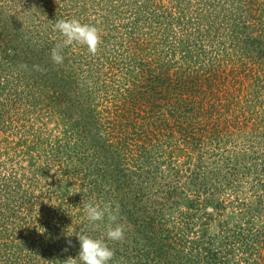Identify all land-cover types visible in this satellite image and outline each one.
I'll return each mask as SVG.
<instances>
[{
  "label": "rangeland",
  "instance_id": "rangeland-1",
  "mask_svg": "<svg viewBox=\"0 0 264 264\" xmlns=\"http://www.w3.org/2000/svg\"><path fill=\"white\" fill-rule=\"evenodd\" d=\"M73 18L99 29L96 55L64 46L55 23ZM163 38L192 52L184 59ZM53 80L59 94L42 87ZM120 199L125 236L114 242L83 203ZM53 206L73 225L58 231L71 246L32 247L28 237L59 216ZM183 220L194 222L189 236L248 231L264 253V0H0V242L14 241L0 244V264L6 252L17 264H64L82 231L150 257L177 245L164 235ZM136 260L147 263L126 257Z\"/></svg>",
  "mask_w": 264,
  "mask_h": 264
},
{
  "label": "trees",
  "instance_id": "trees-1",
  "mask_svg": "<svg viewBox=\"0 0 264 264\" xmlns=\"http://www.w3.org/2000/svg\"><path fill=\"white\" fill-rule=\"evenodd\" d=\"M94 2H100V0H93ZM120 2H123V0H119ZM117 5V4H115ZM114 5H111V8H113ZM157 34V33H156ZM157 36L160 37V35L157 34ZM158 38V37H156ZM168 42V43H166ZM181 41L180 40H176L174 39V41H167L164 38L162 39V44H170V45H174L178 46L180 45L179 50L181 48V51H185L182 55V57L185 55L184 59H186V57H188V54L192 52V48L188 47L187 45H182L179 44ZM182 45V46H181ZM195 49L198 52L201 51H206L204 49V45L197 47L194 46ZM131 49L133 48V46L130 47ZM175 52H173L174 54ZM159 56V55H158ZM143 60H139L138 64H137V70H138V75L139 72L141 73L142 71H144V65H143ZM216 69L211 68L209 71L210 76L212 74H215ZM146 72V70H145ZM135 88L137 89H141L140 85L137 81H135L134 83ZM42 87L46 88H51V90L55 89V80L51 81V83L49 84L48 82H44L42 81ZM134 88V89H135ZM35 89H36V84H35ZM217 89V88H216ZM157 91H155V94L157 95V98H161V96L163 95L161 93V91L159 89H155ZM54 91V90H53ZM136 91V90H135ZM133 91V92H135ZM167 93V98L170 97V93H172L170 90H164ZM55 94H59L58 93V89L57 91H54ZM142 92V91H141ZM165 95V93H164ZM163 95V96H164ZM204 96H208V92L204 93ZM164 102V101H161ZM204 104H206V101H204ZM171 105L169 106V110L172 112V108H170ZM206 107V105H205ZM169 111V112H170ZM170 112V113H171ZM209 118L211 120H214L215 114H209ZM187 141H190V138L192 137L188 131H187ZM155 135V133H154ZM197 138L192 137V140H195ZM133 147H135V149L139 150L141 147H146L143 146L142 144L139 145H133ZM146 153V152H145ZM191 170V169H190ZM189 170V172H190ZM112 175L113 172L111 171ZM191 173V172H190ZM15 181V180H13ZM18 180L15 181L16 184H18ZM208 188L205 189V191H207ZM118 201H114L112 203L113 208L115 209L116 205H118ZM124 202H120L119 204V213H118V220L122 221L123 218L125 219L124 215L126 214V212L123 209V204ZM57 209H59L58 207H54L52 208V213L55 214H59V216L54 217V218H50L48 220L47 217V223L45 224V226L41 225V234H39V237L34 238L33 236L28 237L29 239V245H31L32 247H37L36 243H38L39 245H41L44 241H49V243H45V246L43 247H51L54 245V243H60V242H66L68 243V241L70 240L72 242L73 240V235H67L64 239H63V234L59 235L58 231H60L61 233H65L68 232L70 226L73 227L72 223H65L64 220V216L65 213L62 211L57 213ZM146 209V208H145ZM66 217V216H65ZM193 221H176L175 225L168 227L166 229L167 234L164 236H167V240L168 241H174L175 243H177L176 246L172 245L170 242H167V245H169V247H167V249H164L160 252H158V254H154L153 256L150 257H143V253L145 252V250H138L139 248L136 247H132L131 244L130 245H117V247L111 246L110 248L114 250L115 255L113 257L112 260L118 262L119 264H128V262H126V257H130L133 258L135 256V253L137 252V255H139L140 257L144 258L145 262H147L146 264H264V253H262V251L257 250V248H254L253 244L255 242L254 238L249 237L248 235V231L246 233L242 232L240 234V237H236L233 241H231V239H226V234H223L224 231H221V234L216 237L215 234L211 233V234H206V232H201V234H192V235H188L189 231L190 233L192 230V224L190 226V223H192ZM149 223V221H148ZM194 223V222H193ZM13 227L16 228L18 227L20 230L23 229V226L17 225L14 221L13 223ZM201 225H204V223H201ZM244 228V227H243ZM242 228V230H243ZM43 230V232H42ZM193 231V230H192ZM194 236V237H193ZM230 236V234H229ZM216 237V238H215ZM67 238H70L67 241ZM64 240V241H63ZM236 244H238L236 247V249H238V254H234L235 252V248L233 247ZM0 244L2 246H12L14 244V241H2L0 242ZM174 246V247H173ZM1 247V246H0ZM26 248V246H24ZM25 248H22V250L20 252H22ZM31 248V247H30ZM118 248V249H117ZM132 248H134V250L136 252L133 253L131 252ZM7 249V248H6ZM55 252H57V248L55 247L52 248ZM53 251V252H54ZM36 252V251H35ZM47 253H51L52 250H47L45 251ZM53 252L51 253V255H53ZM19 253V252H18ZM61 256L66 255V253L63 251L58 252ZM7 254V257L4 258V260L2 261V264H5L8 262V264H17V260L19 261L18 257H14L15 253H1L2 255ZM21 254H26L25 253H21ZM50 255V256H51ZM14 257V258H12ZM30 258H33L30 257ZM28 259V258H27ZM16 261V262H15ZM263 261V263H262ZM37 259H36V264H37ZM20 262H18L19 264ZM23 264V263H20ZM50 264H57V262H54V259L50 260ZM135 264H142L141 262H138L136 260Z\"/></svg>",
  "mask_w": 264,
  "mask_h": 264
},
{
  "label": "clouds",
  "instance_id": "clouds-1",
  "mask_svg": "<svg viewBox=\"0 0 264 264\" xmlns=\"http://www.w3.org/2000/svg\"><path fill=\"white\" fill-rule=\"evenodd\" d=\"M55 29L63 37L64 46L77 43L87 46V50L92 55H96L100 44L102 43L99 29L89 24H82L79 20L73 18L70 20L60 19L55 23ZM51 58L54 63L62 64L64 57L61 55L60 46L51 50ZM26 67V66H25ZM35 70L44 71L39 65H34ZM56 171L55 169H53ZM83 208L87 219L90 222H102L107 218L108 225L106 231L107 240L122 241L125 236V228L122 224L116 223L119 213V205L115 209L112 204L87 202L83 203ZM80 245L79 255L77 258L68 257L64 264H109L113 259L115 252L111 249L104 239L92 238L86 232L82 231L77 235ZM71 246V241H68ZM67 250V249H65Z\"/></svg>",
  "mask_w": 264,
  "mask_h": 264
}]
</instances>
